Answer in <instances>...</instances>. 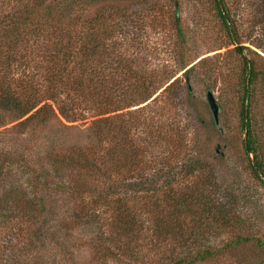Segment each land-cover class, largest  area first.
Returning <instances> with one entry per match:
<instances>
[{"label":"rangeland","instance_id":"obj_1","mask_svg":"<svg viewBox=\"0 0 264 264\" xmlns=\"http://www.w3.org/2000/svg\"><path fill=\"white\" fill-rule=\"evenodd\" d=\"M219 1L228 14L230 31L222 23L215 0H96L85 5L79 19L65 20L64 24L68 33L71 28V34L79 40L74 43L76 49L89 42L90 48L98 44L93 47V53L82 58L81 66L88 69L87 74L94 76L93 80L106 83L112 80L119 97L122 96L120 99L125 96L123 89L130 87L132 72L135 76L140 74L154 79V82H163L170 75H173L171 80L179 79L178 115L171 122L176 135L178 130L183 133L171 156L175 171H181L182 164L193 156L206 161L204 173L213 182L209 194L215 202L221 203L222 211L232 216L230 221H225L212 219L217 213L209 214L206 222H211L213 228L206 229V237L198 238L191 248L186 246L183 250L193 249L189 256L202 253L190 264H264V246L252 247L257 239L264 242V177L255 176L251 170L253 156L245 152L246 131L242 129L240 118V103L247 88L252 127L264 162V0ZM25 2L33 5L36 0H0V18H5L4 23L14 20L11 11L24 7ZM46 8L49 7L44 3V12H48ZM106 12L113 14L105 25ZM98 14L103 16L97 19ZM94 20L98 21L97 25ZM52 25H44L38 34L21 33L18 41L13 33L2 32V35L0 32L1 62L6 49L13 48L11 53L16 56V63L7 69L9 85L3 83L4 90L23 100L25 94L29 95L27 103L41 96L35 97L32 86L34 77L40 73L39 64H46L42 56L53 52L57 37L67 43L65 26L60 30L58 25ZM103 36L109 38L105 40ZM244 58L262 73L252 83L245 76ZM75 71L79 74L78 68ZM42 78L44 81L47 77ZM67 83L69 85L68 80ZM66 85L54 92L56 101L50 99L37 104L30 113L44 107L29 124L22 119L30 113L13 118L18 114L16 108H4V113L0 112V119L5 120L0 124V149L13 147L23 152V161L19 158L14 164L5 163L8 169L4 170L2 181L0 179V192L16 186V190H22L29 197L35 196L34 208L29 207L32 217L23 223L27 227L16 222L12 231L10 228L0 230V264H167L183 244L168 242V238L163 241L155 234L150 235L151 231L140 241L137 229H133L129 233L140 243L108 252L113 244L122 245L124 240V236L116 232L118 218L114 205L108 200L93 204L90 200L97 197V193L92 192L86 198L84 195L88 192L83 193V189L91 186L101 191L105 181L101 177L94 179L89 165H75L69 158L56 163L49 157L70 150L76 156L82 154L77 147L83 148L90 143V124L102 116L99 112L109 108L101 104L102 101L96 102L95 96L79 97L74 93V97L71 96ZM208 90L218 104L217 123L207 104ZM57 104L66 110L72 121L62 115L59 110L62 108ZM88 153L91 158L103 152L91 149ZM164 158L156 159V169L151 168L147 177L149 188L156 189L157 193L166 181L174 184L177 179L171 171L156 173L168 163ZM73 168L79 174L80 185L71 175ZM137 178L133 177L132 181L136 183ZM190 178L193 177L189 175L187 179L191 181ZM117 192L122 195L129 190H122L121 185ZM39 195L43 197V206L38 202ZM209 200L203 198L202 204L199 203L200 211L202 207L208 208ZM167 205L163 201V206ZM190 210L183 213L184 220L180 217L183 222L177 220V224L186 225L187 222L199 226L200 213L196 215L199 210L195 207ZM141 221L138 218L137 223ZM227 222L230 223L221 224ZM237 235L253 238L248 237L250 241L243 247L223 248Z\"/></svg>","mask_w":264,"mask_h":264},{"label":"trees","instance_id":"obj_2","mask_svg":"<svg viewBox=\"0 0 264 264\" xmlns=\"http://www.w3.org/2000/svg\"><path fill=\"white\" fill-rule=\"evenodd\" d=\"M37 1L38 4L36 5L35 3ZM94 1L96 0H36L34 3L35 5L25 2L24 7L20 6L21 2L19 4L21 8L11 11L10 13V16L15 18L14 20L4 23L5 18H0L1 34L3 35V33H5L9 35L13 33L14 35L12 36H16L17 41L21 33L29 31L32 35L38 34L42 31L44 25L50 23H53L55 26L58 25L60 30L62 28L61 26L64 25L68 38L67 43H62L61 39L57 37V40H55L56 47L53 52L48 51L45 56H42L45 58L46 64H39L41 65L38 70L40 73L37 77L33 75L35 81L32 86L35 97L37 94L41 96L31 102L28 101V103L26 100L29 99V97H27L29 95L25 94L23 100L15 93L6 92L4 90L3 83L9 85V81L6 79L7 73L9 72L7 69L10 68V65L16 63V56L11 53L14 52L13 48L9 46L12 50L10 49L8 51L5 48L6 51H3L2 54L4 61L1 62L0 60V112L4 113V108H16L18 114L13 116V118H22L30 113L39 102L50 99L56 101L54 95L57 94L54 92L58 89L61 91L62 88L65 87L64 85H66V80L69 81V85L67 83L66 86H68V92L72 94L71 96L74 97V94L79 95V97L95 96L96 102L102 101L101 104L107 105L109 108H104L99 112L102 116L95 118L90 124V143L83 148H81V146L77 147L80 152L83 151V153L76 156L74 153L70 152L71 150L69 151L68 148L67 151L69 152L59 151L60 153H55L53 155L55 157L51 156V154L49 157L56 163L58 161L64 162L66 158H69L75 165H89L92 169V174L94 173L93 175H95L93 176L94 179L99 180L101 177L102 181H105V187H103L101 191L98 190L97 192V188L91 186V188L88 187L86 190L83 189V193L88 192L84 195L85 198L87 195H92V192L97 193V197L93 196L90 200L93 204H103L108 200V202L110 201L114 205V212L118 218L116 232H118V235L124 236V240L121 242L122 245L118 243L113 244L114 247L108 252L112 253V251L117 248L134 247L133 244L140 243L134 240L132 233H129V231L133 229H137L140 241L148 235H145L146 233L151 231L150 235L154 236L155 234L156 237H161L163 241H166L168 238V242L173 241L175 244H183L179 247L181 250H179L177 255L167 264H190L196 260V257L202 256V253L197 252L196 256H189L190 253L193 252V249L187 252H183V250L186 246L191 248L198 238L206 237L204 236L206 229H210V227L213 228L211 222H206L209 214L217 213L215 216H212V219H221L225 221H230L232 216L229 215L228 212L227 214L225 211H222L223 206L221 203L215 202L214 198L209 194V189L213 186V182H210L209 176L204 173L207 171L205 166L206 161L193 156L190 161L182 164L181 171H175V162L172 161L171 156L178 143L181 142L179 139L183 133H180V130H178L176 135L172 130L173 123L171 122V119L175 118V115H178L176 104L179 88H181L178 78L171 80L173 75H170L167 76L163 82H154V79L146 78L144 75L140 76V74L135 76L132 72L130 87L128 86L126 90L123 89L125 96L123 99H120L122 96L119 97L115 83L112 80L107 83L99 79L93 80L94 76L91 77V75L87 74L88 69L85 66H81L82 58L84 59V56L88 53H93L95 50L93 47L96 48L98 44L90 48L89 42L85 43L83 48L76 49L74 43L79 40L76 39L75 35L71 34V28H69L68 33V28L67 25L64 24V21L74 20L77 17L79 19L80 11L85 9L87 3L91 4ZM215 1L222 23L225 28L230 31L227 20L228 14H226L220 6V1ZM44 3L49 7L46 8L48 12L43 11ZM174 13L175 15L177 14L176 11ZM112 14V12H106L105 25L107 19ZM98 15L97 19L103 16V14ZM7 16L8 14L4 15V17ZM96 20H94L95 24L98 22ZM95 24L92 26L95 27ZM179 32L181 34L180 29ZM103 38L106 40L109 37L103 36ZM92 40H95V38H92ZM233 41H236L235 38H233ZM79 56H81L80 59ZM76 68L79 69V74H76ZM243 68L249 83L256 81L259 75L262 74L245 58ZM84 72L86 73V78L84 77ZM42 77L47 78L43 81ZM7 87L8 86L5 88ZM43 87L44 90H42ZM67 94L68 93H66L65 96ZM247 97L248 89L246 88L240 103L241 126L242 129L246 131V137L244 139L245 152L247 155L252 154L253 156V161L250 164L253 174L257 177L260 175L264 177L263 157H260V151L252 127V119L250 117V103L247 101ZM47 105L51 106L50 102ZM7 106L9 108H7ZM43 107L44 106L30 113L23 118L22 121L25 122V124H29L38 116L39 111ZM57 107L62 108L59 104H57ZM122 109L125 110L120 111ZM59 110L66 119L72 121L70 116L68 117L66 114L65 109L62 108ZM0 117H2V115H0ZM2 120L3 119H0V122H2ZM3 123H5V120L0 124ZM184 125L187 126V122H185ZM168 144L170 145L168 146ZM91 149L92 151L98 150V152L100 151L103 153L101 155L96 153V156L92 155L90 158L88 152ZM168 153H171V155L167 156ZM58 156H60V159H58ZM161 157H165L164 160L168 163L164 166L165 168L163 166L158 168L156 173L163 174L164 172L167 173L171 171V174L177 179L174 184L167 183L166 181L162 186H159L157 193L156 189L151 190L152 188H149L150 185L148 184L149 180L147 177L151 168L156 169L154 165L156 159L161 160ZM19 158L23 161V152L14 150L13 147L10 149L2 147L0 149L1 181L4 170L8 169L5 163H9V165L14 164ZM71 175L75 176L74 180L80 185L78 180L79 174L77 171L74 172V168L72 169ZM116 175H118V177ZM189 175L193 177L190 178L191 181L187 179ZM135 176L138 177L136 183L132 181V178ZM115 181L118 182L115 183ZM171 181H173V178ZM121 185L122 190L126 188V190H129V193L124 192L122 195L119 194L117 189L121 187ZM128 187L132 188L128 189ZM16 189L17 187L14 186L13 189L6 190V192L2 194L0 192V230H2V232L7 231L9 228L12 231L16 222L22 225L23 223H27L30 217H32L29 207L31 206L32 208L35 206L33 204V197L35 196L29 197L25 192H22V190ZM205 190H207V192H205ZM113 194H116V197H113ZM107 196L112 198L108 199ZM206 197L210 198L208 208L204 210L205 208L202 207L200 211L199 203L202 204L203 198L206 199ZM163 201L168 203L166 207L163 206ZM38 202L43 206L44 200L41 195L38 196ZM9 203L11 205H9ZM190 205L192 207H189ZM193 207L199 210L196 215L200 213L201 220L199 218V226L185 221L186 225L177 224V220L183 222V213L191 211L190 209H193ZM88 210L83 211L87 213ZM139 215L142 216L140 217ZM180 217L183 220H181ZM138 218H141L142 221L139 222L141 224L137 223ZM229 223L230 222L221 224L227 225ZM23 226L27 227L25 224H23ZM248 237L253 238L249 235H237L236 239L228 241L223 248H227L228 246H233L234 248L243 247L249 243L250 239ZM261 246H264V242L258 239L252 245L255 249Z\"/></svg>","mask_w":264,"mask_h":264},{"label":"water","instance_id":"obj_3","mask_svg":"<svg viewBox=\"0 0 264 264\" xmlns=\"http://www.w3.org/2000/svg\"><path fill=\"white\" fill-rule=\"evenodd\" d=\"M206 100H207V104L210 108V111L212 113V116H213L215 122L217 123L218 122V110H219V108H218V104L216 102V99L210 90H208L206 93Z\"/></svg>","mask_w":264,"mask_h":264}]
</instances>
